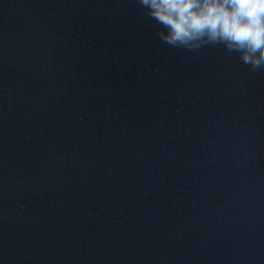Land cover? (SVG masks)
<instances>
[{"label": "clouds", "instance_id": "obj_1", "mask_svg": "<svg viewBox=\"0 0 264 264\" xmlns=\"http://www.w3.org/2000/svg\"><path fill=\"white\" fill-rule=\"evenodd\" d=\"M159 39L189 51L223 45L243 64L264 69V0H138Z\"/></svg>", "mask_w": 264, "mask_h": 264}]
</instances>
